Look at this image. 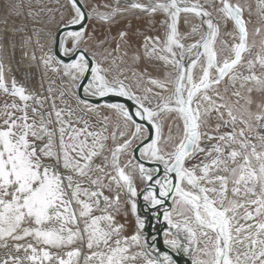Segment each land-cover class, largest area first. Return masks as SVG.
<instances>
[{
    "label": "snow or ice",
    "instance_id": "6c2138e0",
    "mask_svg": "<svg viewBox=\"0 0 264 264\" xmlns=\"http://www.w3.org/2000/svg\"><path fill=\"white\" fill-rule=\"evenodd\" d=\"M0 25V264H264V0H0Z\"/></svg>",
    "mask_w": 264,
    "mask_h": 264
},
{
    "label": "rangeland",
    "instance_id": "374dc122",
    "mask_svg": "<svg viewBox=\"0 0 264 264\" xmlns=\"http://www.w3.org/2000/svg\"><path fill=\"white\" fill-rule=\"evenodd\" d=\"M17 23H20V21L17 20ZM133 26H134V27L137 26L135 21L133 22ZM140 26L143 27L142 24H141ZM0 27H3V25H0ZM149 34H153V33H149ZM15 54H16V53H15ZM11 66H12V73H11V75H15V76L17 77V79H19V80H23V74H24L25 72H29V71H33V72H34V71H35L34 68H32V69H29L28 67H27V68H21V67L16 63V61H15L14 59L11 61Z\"/></svg>",
    "mask_w": 264,
    "mask_h": 264
},
{
    "label": "bare ground",
    "instance_id": "6f19581e",
    "mask_svg": "<svg viewBox=\"0 0 264 264\" xmlns=\"http://www.w3.org/2000/svg\"><path fill=\"white\" fill-rule=\"evenodd\" d=\"M14 60L21 68H27V65L29 64V61L26 59L23 61V63H21V53H20L19 48H17L16 50Z\"/></svg>",
    "mask_w": 264,
    "mask_h": 264
}]
</instances>
